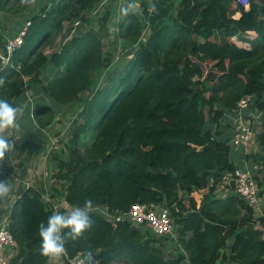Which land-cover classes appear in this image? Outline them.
Instances as JSON below:
<instances>
[{
    "label": "trees",
    "instance_id": "16d2710c",
    "mask_svg": "<svg viewBox=\"0 0 264 264\" xmlns=\"http://www.w3.org/2000/svg\"><path fill=\"white\" fill-rule=\"evenodd\" d=\"M33 1L0 0V12H27ZM101 2L48 0L0 70V99L14 106L33 92L43 101L33 117L45 128V117L90 92L68 130L67 157H53L58 188L48 196L65 202L59 210L64 213L88 199L92 209L110 213H125L134 204L165 207L185 256L168 261L163 247L169 238L150 239L128 222L112 226L89 214L91 228L78 240L66 239L63 264L87 252L95 264H264V212L255 216L233 193L224 199L215 194L243 166L231 156L233 132L225 134L221 124L244 97L263 113L261 153L245 161L250 169L264 163V0H248V9L236 0H138L141 15L122 16L111 34L127 45L121 66L103 51L98 35L110 12L101 18V32L83 30L85 13ZM64 22L72 39L47 57L44 51ZM240 35H247L243 44L233 41ZM3 39L0 34V44ZM47 67L56 75L43 81ZM105 71L107 84L93 89L92 75ZM10 175L0 172V179L8 182ZM48 196L25 187L10 205L6 218L15 255L8 264H55L39 254V225L54 214ZM8 198L0 199V216Z\"/></svg>",
    "mask_w": 264,
    "mask_h": 264
},
{
    "label": "rangeland",
    "instance_id": "374dc122",
    "mask_svg": "<svg viewBox=\"0 0 264 264\" xmlns=\"http://www.w3.org/2000/svg\"><path fill=\"white\" fill-rule=\"evenodd\" d=\"M47 4L48 0H34L33 4L27 12H21L19 7H16L10 14L0 12V34L3 37L7 38L15 36L19 32V30L23 28V25L28 23L31 17L38 15L39 10ZM122 7L129 8V12L127 15H141L140 13L142 12V10L139 8L138 0H102L97 8L90 11V14H88V12L85 13V19L89 20V23L88 25H85V27H83V30L89 29L95 32H101V18L106 11L110 12V21L106 25L105 31H103V33H99L98 35L101 38L103 51L113 53V63L115 65L117 64L118 66L122 65V62L124 60V52L127 50V45L125 43L116 42L115 40H113L111 34H115L117 31V25L120 21V18H122L123 16L120 12V9ZM235 19H238V16ZM76 25L75 27H77ZM70 27L71 26L68 22L63 23V30L60 33L61 35L53 39L50 45L44 51L47 57H50V55H52V53L54 52H59L63 44L69 42L72 39L73 35L69 34ZM146 36L147 31L144 30L143 37ZM245 36L247 35H240L239 38L234 39L233 41H236L240 44L242 40L247 38ZM241 44H243V42ZM114 69L115 66L112 71ZM109 73L110 71H105L93 74V89H97L98 87L101 89L103 86H105L107 83L104 80ZM55 75V71H53L50 67H47L43 71L41 79L43 81L51 80ZM98 79L100 85H98ZM89 95L90 92H85L80 96L78 101L74 103V105L61 110L52 118L45 117L43 121L48 122L49 124L46 125L45 128H41L42 131L38 126L40 124V121H37L36 118L33 117V111L35 110L36 106L41 104L43 101L40 98L36 97V95H34V93L31 91H28L26 94L22 95L20 98H17L14 101V107H18L22 111L17 116V126L5 129L4 132H2V134L4 133L3 136L5 138L10 139L14 142V149L8 152L5 157L0 158V172L11 171L8 182L12 186V193H9V198L7 200L8 203L3 208V212L0 216V227L7 216L10 205L15 201L16 197L24 191V186L27 185L29 187H33L43 194L50 195V188L56 187V185H58L57 180L53 178L54 175H56L55 161H57L58 158L60 159L67 157L68 153L66 145L68 144V140H70V138L68 137V130L71 126L72 121L77 119L76 116L78 115V112L82 110L83 102L88 101ZM49 103L47 102L46 104L50 106ZM256 106L257 104L252 99L250 107L245 112H243L244 119L247 123L250 124L253 133L251 143L245 146L243 159H245V156L254 157L261 153L260 148L257 144V140L259 134L261 133L260 126L263 113L259 112L256 109ZM227 120L230 122V125H228L230 126V131L233 132L232 129L234 128L235 124V116L227 115ZM234 149L235 148L231 150L232 158ZM54 156H58L55 157V161L53 160ZM23 158H25V160H22ZM259 164L260 165H254L256 171L253 172H250L251 169L247 165L242 166L238 170L244 171L245 173L249 174L258 184V182L260 181L264 182V163L259 161ZM17 176L18 179L15 180ZM21 182L27 183L24 184ZM45 187L47 190H49V192H45ZM56 188H58V186ZM229 190L231 192H223V196H230L231 193L234 194L232 188H229ZM259 191L264 193V185H262L261 187L259 186ZM216 196L220 197V194H216ZM49 198L56 206L60 207L61 199L53 200L50 196ZM263 212L264 194L260 196L259 206L253 209V213L255 216H259ZM254 226H258V224H255ZM141 232L147 233L143 231ZM149 236L150 237L148 238L150 239L154 238L151 234ZM168 238L170 240H166L163 247V253L165 254L164 256L166 257V259L168 261H173L176 260V258L180 255L185 256L183 250L177 243V234L175 233V231L173 235ZM14 247L15 245L12 248L0 252V264L9 263V260L15 255L13 249ZM50 262H53L55 264H63L64 258L62 256L59 258H51ZM110 264L131 263L116 259ZM180 264L188 263L186 260H184Z\"/></svg>",
    "mask_w": 264,
    "mask_h": 264
},
{
    "label": "built area",
    "instance_id": "2783aa9c",
    "mask_svg": "<svg viewBox=\"0 0 264 264\" xmlns=\"http://www.w3.org/2000/svg\"><path fill=\"white\" fill-rule=\"evenodd\" d=\"M236 2L245 9H248V0H236ZM29 24V22L26 23L15 36L6 38L7 42L4 45L3 51L0 53L4 64L8 62L13 52L23 45ZM251 103L252 99L250 97L242 98L236 106V111L233 113L235 116V124L230 145L235 149H245V146L251 143L253 135L251 126L246 122L243 116V112L250 107ZM226 186H233L232 189L234 194L246 202L252 209L259 206V186L249 174L241 170H236L233 175L228 177ZM25 187L29 188L27 185ZM45 198L46 202L53 206V212L55 213L58 211V207L52 204L48 197ZM89 214L103 219L112 226L128 222L140 232L143 231L147 232L149 235L151 234L156 240L168 238L172 236L175 231V224L170 212L165 207L160 206L134 204L125 213H110L108 208L98 207L90 210ZM13 246L14 240L8 229L7 218H5L0 227V252L12 248ZM63 256L66 258L65 254L62 255V257ZM82 261L83 257L78 256L76 259L70 261V264H82Z\"/></svg>",
    "mask_w": 264,
    "mask_h": 264
},
{
    "label": "clouds",
    "instance_id": "9594fccd",
    "mask_svg": "<svg viewBox=\"0 0 264 264\" xmlns=\"http://www.w3.org/2000/svg\"><path fill=\"white\" fill-rule=\"evenodd\" d=\"M120 12L121 15L126 16L129 8L122 7ZM21 111L20 108L14 107L7 100L0 99V131L16 127L17 116ZM13 149L14 142L0 135V158L5 157ZM11 191L12 186L6 180L0 179V199L7 197ZM92 208L93 201L88 199L83 205L74 206L68 213L56 211L50 215L45 223L39 225V254L51 258H59L64 255L67 251L66 239L78 240L85 231L91 228L92 222L89 213ZM82 264H95L91 252L84 254Z\"/></svg>",
    "mask_w": 264,
    "mask_h": 264
},
{
    "label": "crops",
    "instance_id": "0c3cea01",
    "mask_svg": "<svg viewBox=\"0 0 264 264\" xmlns=\"http://www.w3.org/2000/svg\"><path fill=\"white\" fill-rule=\"evenodd\" d=\"M31 107V106H30ZM33 111V110H32ZM227 115H233V113H227L226 115H225V118H224V122H222V126H223V131L225 132V134H228V133H231L232 131H230V126H228V125H230V122L227 120ZM39 126V125H38ZM39 128V127H38ZM41 131H42V129L41 128H39ZM257 131V130H256ZM0 135H4V133L2 134V133H0ZM240 152H241V150H237V149H234V152H233V158H234V161L236 162V163H238L239 162V164H241V165H247V163H246V161H245V159H243V154H244V152H245V150L243 149L242 150V153L240 154ZM22 160H25V158H23ZM21 160V161H22ZM242 163H244V164H242ZM248 166V165H247ZM253 171H256V169H255V167L253 166L252 167V169L250 170V172H253ZM227 181H228V177H226L225 179H224V181L222 182V183H220L216 188V192H215V194H220V197H217V198H222V199H224V198H226L227 196H223V192H231L230 190H229V188H232L231 186H226V183H227ZM21 183H27V182H21ZM222 191V192H221ZM222 194V195H221ZM232 194V193H231ZM47 196H48V194H47ZM48 198H49V196H48ZM59 198H57V199H55V200H58ZM49 200H50V198H49ZM51 201V200H50ZM52 202V201H51ZM61 203H60V207H58V211L60 210V209H65L66 208V204H65V202L61 199V201H60Z\"/></svg>",
    "mask_w": 264,
    "mask_h": 264
},
{
    "label": "water",
    "instance_id": "95a60500",
    "mask_svg": "<svg viewBox=\"0 0 264 264\" xmlns=\"http://www.w3.org/2000/svg\"><path fill=\"white\" fill-rule=\"evenodd\" d=\"M6 42H7V40H6V38H4V39L2 40V42H1V44H0V51L3 50V47H4V45L6 44ZM4 66H5V64H4V62H3V60H2V58H1V56H0V70L3 69Z\"/></svg>",
    "mask_w": 264,
    "mask_h": 264
}]
</instances>
